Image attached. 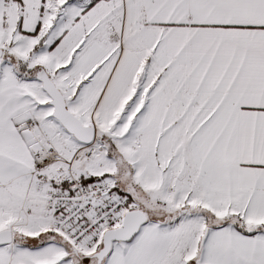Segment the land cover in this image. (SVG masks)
Returning <instances> with one entry per match:
<instances>
[{"label":"snow or ice","instance_id":"snow-or-ice-1","mask_svg":"<svg viewBox=\"0 0 264 264\" xmlns=\"http://www.w3.org/2000/svg\"><path fill=\"white\" fill-rule=\"evenodd\" d=\"M0 264H264V0H0Z\"/></svg>","mask_w":264,"mask_h":264}]
</instances>
